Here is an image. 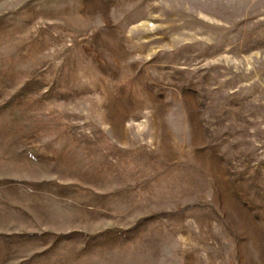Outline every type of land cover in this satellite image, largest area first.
I'll use <instances>...</instances> for the list:
<instances>
[{
	"label": "rangeland",
	"instance_id": "obj_1",
	"mask_svg": "<svg viewBox=\"0 0 264 264\" xmlns=\"http://www.w3.org/2000/svg\"><path fill=\"white\" fill-rule=\"evenodd\" d=\"M0 264H264V0H0Z\"/></svg>",
	"mask_w": 264,
	"mask_h": 264
}]
</instances>
